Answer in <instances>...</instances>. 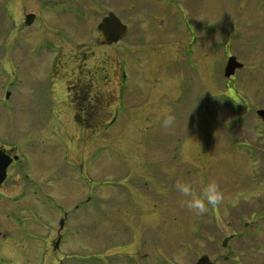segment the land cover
<instances>
[{
  "label": "rangeland",
  "instance_id": "obj_1",
  "mask_svg": "<svg viewBox=\"0 0 264 264\" xmlns=\"http://www.w3.org/2000/svg\"><path fill=\"white\" fill-rule=\"evenodd\" d=\"M110 11L130 32L99 44ZM230 55L244 67L228 79ZM92 78L108 113L79 131L71 86ZM259 108L264 0H0V147L22 160L0 187V245L24 241L0 264H264ZM181 181H214L223 201L197 214Z\"/></svg>",
  "mask_w": 264,
  "mask_h": 264
},
{
  "label": "flooded vegetation",
  "instance_id": "obj_2",
  "mask_svg": "<svg viewBox=\"0 0 264 264\" xmlns=\"http://www.w3.org/2000/svg\"><path fill=\"white\" fill-rule=\"evenodd\" d=\"M119 70L121 73L119 88L121 91L120 94L122 95V93L124 92V89L126 88L125 81L127 80L126 68H125L123 63L119 64ZM80 83H82V84H79V82H77L76 86L75 85L71 86L73 92L70 94V98L72 101L69 104V106H71V107L73 106V108H71L73 110V118L75 119L76 123L79 124V127H77V129L79 131H83L86 129H89L93 132H95L96 130L98 131L102 126L103 119L107 116V113H108V109H107L108 108V101H107L108 94L105 92L103 87H99L97 85L96 81L93 78L91 80H88L86 83H84V82H80ZM93 119H100V120H99L98 124H95L94 127L92 128L91 123H93ZM86 122L88 123L87 127L84 126V123L86 124ZM105 128H108L107 123L105 124ZM103 148H104V146L101 145L100 150H102ZM96 151H98V150L96 149ZM7 152L11 156L16 155L13 149H7ZM21 162H22V160L20 158L14 159L12 161V163L8 167L7 178L2 183V185H0V187L4 186L8 177H10V170L16 169V168L18 169L19 168L18 166L21 165ZM91 199H92V197L90 196V197H88L87 200L90 201ZM93 209L98 210L99 207L93 206ZM1 231H3L4 235H6L7 234L6 232L8 231V229H3ZM23 231H24V228H23ZM1 234H2V232L0 233V235ZM58 234L59 233L56 232V236ZM22 235H24V232ZM21 238H22V236L16 238L17 240H11V239L4 237V240H3L2 244L0 245V255L3 257L5 254H7V257L14 256L16 258L17 257L16 255L22 254V256L24 258V241ZM12 242H14V243H12ZM37 242H38L37 248H36V250L35 249L33 250L32 254L36 253L37 258H38L39 257L38 253L41 252L42 256H44L45 250H44L43 240L39 239V241L37 240ZM53 242H55L54 239L51 240V243H53ZM49 243H50V241H49ZM53 249L55 251L59 250V249H55L54 246H53ZM14 251H18V253L16 254V252H14ZM47 251L49 252L50 250L47 249ZM126 251H129V249L126 248ZM9 252H13L14 254L11 255ZM26 259H28V258H26ZM63 260H64V256L56 255L55 252H53L52 254L50 253V257H49L50 263H52V264H64ZM18 262H20L19 264H24V261L22 262L21 260H18ZM94 264H96V263H94Z\"/></svg>",
  "mask_w": 264,
  "mask_h": 264
},
{
  "label": "water",
  "instance_id": "obj_3",
  "mask_svg": "<svg viewBox=\"0 0 264 264\" xmlns=\"http://www.w3.org/2000/svg\"><path fill=\"white\" fill-rule=\"evenodd\" d=\"M34 13H30L26 16V24H31L35 18ZM98 30L100 31L101 38L98 39L100 43L112 44L114 42H118L122 39L129 31L128 24L124 23L122 19L113 11H110L106 16L102 18L100 23L98 24ZM243 63L240 62L235 55L229 57L226 66H225V76L231 77L235 74L238 68H241ZM9 95V93L7 94ZM258 114L264 120V108L258 110ZM18 159L19 156L16 155L12 157L7 151L3 148H0V185L3 183L5 178L7 177V169L13 159ZM64 225V220L61 221V226ZM229 238L224 240V245L227 244ZM60 238L56 242V246H59ZM196 264H213L208 254L202 255Z\"/></svg>",
  "mask_w": 264,
  "mask_h": 264
},
{
  "label": "clouds",
  "instance_id": "obj_4",
  "mask_svg": "<svg viewBox=\"0 0 264 264\" xmlns=\"http://www.w3.org/2000/svg\"><path fill=\"white\" fill-rule=\"evenodd\" d=\"M174 121L173 116H168L163 123L167 127ZM176 190L186 199L182 204L190 210H194L197 214L206 213L210 205H218L223 201V193L219 185L212 181L203 187L202 192H198L194 185L190 182L181 181L176 184Z\"/></svg>",
  "mask_w": 264,
  "mask_h": 264
},
{
  "label": "trees",
  "instance_id": "obj_5",
  "mask_svg": "<svg viewBox=\"0 0 264 264\" xmlns=\"http://www.w3.org/2000/svg\"><path fill=\"white\" fill-rule=\"evenodd\" d=\"M99 120H100V119H93V123H91V124H92V125H91L92 128L94 127L95 124H98ZM87 124H88L87 122H86V124L84 123V126L87 127V126H88Z\"/></svg>",
  "mask_w": 264,
  "mask_h": 264
}]
</instances>
